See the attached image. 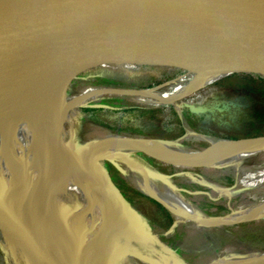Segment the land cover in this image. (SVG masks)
Returning a JSON list of instances; mask_svg holds the SVG:
<instances>
[{"label":"rangeland","instance_id":"obj_1","mask_svg":"<svg viewBox=\"0 0 264 264\" xmlns=\"http://www.w3.org/2000/svg\"><path fill=\"white\" fill-rule=\"evenodd\" d=\"M134 45L141 49L150 47L140 43V41L135 42ZM212 55L223 59L230 56L231 53L213 51L210 56ZM260 71L264 73L263 70L260 69ZM254 74L261 75L260 73ZM190 75V72L176 66L139 64L132 61L106 63L87 70L75 78L69 87L67 98L83 96L103 88H116L98 85L99 79L100 81L110 79L137 86L118 87L120 89L141 91L142 89L150 90L159 87L157 91H168L178 84L188 83ZM182 76L187 78L178 81V78ZM222 81L219 80V82ZM110 97H112V100H116L115 105H120L121 107L126 106L124 104L126 102L174 107L183 120L185 134L180 138L170 140H178L192 150L202 149L204 148L202 143L208 142L205 139H203L204 141L199 139V136L205 135L204 137L207 138L223 139L224 137L216 136L215 133L219 135L244 136L249 133L264 132L263 112L259 113L258 117L253 115L250 107L252 101L250 97L242 95L241 90L237 91L231 87L226 88L223 84L212 83L202 87L193 94L188 95V97L178 100L174 105L159 103L152 98L132 94L103 93L101 97L89 100L87 106L93 102H101L103 98ZM117 98L126 101L119 102ZM188 105L204 109L203 112L191 111L195 115L205 116L203 120L198 122V129L191 128L183 116V107ZM77 109L79 108L74 110ZM73 111L71 113L72 116ZM115 116L103 119L111 126L121 128L117 119L121 114L119 113ZM174 120L175 118L171 115L165 116L158 126H144L138 121L133 126L134 130L142 131L141 133L127 129L122 134L114 132L102 122L93 121L83 126V137H78L76 133V137H73L72 134V138H74L75 142L79 139L81 144H87L99 138L104 132L128 137L155 138L151 137L150 134L175 129L177 125ZM213 120H216L217 126H211ZM65 127V133L70 128L72 133L71 126L66 125ZM65 137L68 139V134ZM175 157L178 156L175 155ZM126 158H116V162L122 169L118 173L111 172L112 169L105 162V166L110 171L117 185L126 182L129 186H133L146 194L136 184L139 178L143 180V174L134 168L135 164L157 172L173 175L169 182L174 185V190L187 203L198 210L201 215L211 219L231 217L236 212L245 211L264 201V181L262 177L264 174V151L250 157L248 156L224 168L189 167L183 162L166 166L162 162L153 163L143 153L138 152L133 153V159L135 160L133 165L129 164L130 160ZM161 168H165V171L161 170ZM65 169L69 174L68 178L57 180L51 188H48L47 194L50 207L47 208L40 201H35L38 204L36 205L38 206V212L34 214V217L59 226L60 232L56 234L57 236L53 243L62 248L59 250L61 253L64 250L74 253L78 263L82 261L85 264H126L123 253L117 247L104 248L103 238L94 235L96 228L105 227L106 221L110 220L111 217L115 218L111 229L112 235L116 238L119 246L121 243L127 246L126 254L130 257H128L127 264H146L138 259L141 254L151 259H160V255L163 254L177 258L176 260L187 264H209L217 259L233 255L264 253V216L231 224L203 225L187 218L184 220L173 214L177 225L169 232V230L166 231L160 225L161 212L159 209L146 198L135 196L129 192L126 198L135 209L137 215L147 221L145 227L151 233L150 235L147 234L148 238L151 239L149 240L142 235L140 229L144 230L133 217H127L117 212L106 198L94 191L83 178L73 170H68V167ZM159 185L161 189L164 188L162 181H160ZM178 189H186L187 192H182ZM219 206H225L227 210L221 212L219 211ZM217 212H220L218 216L210 215ZM132 219L138 223V228L134 225H131L132 227L128 226L129 221ZM163 233H165L168 241L161 240ZM135 238L137 239L135 240ZM89 242L92 244V249L84 247ZM82 249L88 254L84 253ZM24 253L17 245L9 243L0 234V264H40L32 258L30 253H26L28 257ZM74 260L76 261V259Z\"/></svg>","mask_w":264,"mask_h":264},{"label":"bare ground","instance_id":"obj_2","mask_svg":"<svg viewBox=\"0 0 264 264\" xmlns=\"http://www.w3.org/2000/svg\"><path fill=\"white\" fill-rule=\"evenodd\" d=\"M12 5L30 12L25 11L27 14L17 13V11L10 12L8 10L13 7ZM14 9L17 10V8ZM0 11L4 12L6 16L7 14H13V16L19 17L20 15L27 18L32 16L33 18V47L22 44L21 48L17 46L19 48L15 49L16 56L14 57L25 64L29 63L31 57H33V49L36 51L34 53H41L39 45L46 47V56H60L62 48H67L74 58L79 56L76 62H78V59L82 60L83 58V60L88 59L87 61H89L106 50L118 46L132 34L130 31H113L103 34L89 24L71 16L38 9L18 0H0ZM2 43L4 46L8 45V42L4 40ZM35 43H38L37 48ZM2 53L3 49L1 48L0 54ZM226 61L228 63H252L264 71V58L261 54L236 52L233 57ZM74 63L75 61L67 66L63 74L58 75L56 82L46 83L44 86L40 84L37 88L15 93V95L10 93L6 95V92L5 97L2 98L3 100L0 101V232L6 236V231H10L14 238L20 242L22 250L30 253L32 258L40 264H73L72 259H76V261L74 260L76 264H85L82 261L78 263L76 255L66 250L60 255L61 257L57 258V255H55L56 250L62 248L56 246L57 244L55 245L53 241L57 236L56 234L60 232L59 226L34 217V214L38 212L36 200L46 205L47 208L50 207L47 194L48 188H51L57 180L68 178L69 174L65 168L68 167V170H73L83 178L94 191L106 198L116 210L114 204L105 196L90 174V165L94 160L103 157L114 159L127 157L126 159H128L130 154L146 149L161 156H164L163 151L171 152L178 156L173 157L172 161L176 163L183 162L189 167L224 168L248 156L264 151V138L231 142L207 138L204 137L205 135L198 137L211 142V148L205 152L186 149L179 141L149 142L145 138L131 140L110 132H104L99 138H94L95 140L92 139L93 141L90 142L85 140L88 142L87 144L74 143L71 128L65 133V126H72L74 121L71 115L72 111L75 108L87 106L89 100L101 97L104 92L94 91L83 96L67 98L63 80L66 75L80 70L82 66L76 67ZM219 63L221 62L212 60L209 65L200 71L191 73L188 83L181 82L182 84H178L168 91L150 89L120 91L119 93L152 98L159 103L174 105L178 100L213 83L219 76ZM221 64L223 65V63ZM2 65L1 62L0 68H2ZM34 68L33 65V70H35ZM53 74L52 72L51 76ZM186 78L185 76L179 77L178 81ZM104 93H108V91ZM66 134H68V139L65 137ZM129 164L133 165L134 162L129 161ZM134 168L143 174V180L139 178L136 184L146 193L167 205L177 217L185 220L190 215L201 216V213L187 203L174 190V185L167 182L164 177L154 176L145 167L137 164L134 165ZM262 177L264 181V174ZM45 180H47L46 187L40 191L39 189ZM160 181L164 185L162 189L159 185ZM259 216H264V201L245 211L236 212L228 218L211 219L201 216V224H231ZM111 218L106 221L105 227L96 228L94 235L103 238L104 248L117 247L123 253L124 261L127 264L129 257L126 254L127 246L122 243L119 246L116 238L112 235L111 229L115 218ZM131 225L136 228L139 227L134 219L129 221L128 226L132 227ZM140 232L144 237H149L141 229ZM156 240L154 241L156 242ZM41 246L47 248L58 261H51V258L41 250ZM84 247L93 248L90 242L85 244ZM82 251L87 253L84 249ZM138 259L146 264H187L176 260L177 258L163 254L160 255V259H151L143 254L139 255ZM209 264H264V253L233 255L217 259Z\"/></svg>","mask_w":264,"mask_h":264},{"label":"water","instance_id":"obj_3","mask_svg":"<svg viewBox=\"0 0 264 264\" xmlns=\"http://www.w3.org/2000/svg\"><path fill=\"white\" fill-rule=\"evenodd\" d=\"M38 9L58 12L71 16L77 20L83 21L95 30L106 34L113 31H130L132 34L118 46L106 50L95 58L77 61L73 54L67 48H62L60 56H46L43 45H39L41 53H34L29 63H23L14 56L15 49L21 48V45L33 47V18L13 16L0 11V101L5 97V93H21L26 90L37 88L40 84L56 82L58 75L63 74L67 66L75 61L74 66H81L80 70L66 75L63 80V87L68 93L72 81L83 72L98 67L106 63L133 62L150 65H166L170 67H181L183 70L194 73L210 64L212 60L219 61V76L224 77L233 73L250 72L264 73L254 64L226 61L234 56L236 52L248 54H261L264 58V0H18ZM6 3V2H5ZM8 4V3H7ZM11 5V4H10ZM13 6V5H12ZM8 11H17V13L30 12L21 7H10ZM14 8H17L15 10ZM3 40L8 42L3 45ZM140 41L144 45L150 46L148 49L135 47V42ZM10 44V45H9ZM38 43H35L37 48ZM19 46V47H17ZM46 46V44H45ZM35 48V49H36ZM230 52L231 55L226 58L210 56L212 52ZM15 54V55H14ZM53 55V53H52ZM70 58V60H69ZM87 61V62H86ZM86 62V63H85ZM227 62V63H226ZM225 63V64H224ZM33 65L35 70H33ZM9 67V68H8ZM52 72L54 73L53 76ZM217 78V79H218ZM158 90L157 88H152ZM5 90V91H4ZM131 91L133 89L103 88L99 91H108V93H119L120 91ZM145 90V89H142ZM103 92V93H104ZM96 107H109L104 104L94 105ZM192 111L203 112L201 107L188 105ZM72 134L76 137V131L72 123ZM122 136V135H120ZM131 140H142L143 138L128 137ZM264 136L228 139L231 142H243L253 139H261ZM74 143L81 144L78 139ZM146 141H178L170 139L145 138ZM208 147L196 151L205 152L211 148V142ZM184 148L189 149L180 143ZM192 150V149H189ZM138 153L149 154L158 157L161 160L171 163L176 162L161 158L149 150H139ZM135 152V153H137ZM128 160L135 162L133 153L128 156ZM105 162L112 164L118 170L122 171L116 159L103 157L94 160L90 165V174L105 196L114 204L116 210L127 217H133L149 233L145 227L147 221L137 215L135 209L126 198L123 191L115 183L110 171L105 166ZM141 166V165H140ZM144 167V166H143ZM154 176L164 177L167 182L173 175L157 172L145 167ZM200 168V167H197ZM47 184L43 181L40 191ZM187 192L186 189H178ZM146 193V192H145ZM148 196L162 204L172 214H176L163 202L146 193ZM37 201V200H36ZM38 202V201H37ZM203 216V215H201ZM200 215H190V221L201 224ZM204 217V216H203ZM208 218V217H206ZM177 225L175 221L169 229L172 231ZM221 225V224H219ZM1 227V225H0ZM1 231V229H0ZM5 232V231H4ZM0 234H2L0 232ZM6 236H2L20 250V242L14 238L13 234L6 231ZM41 250L51 258V261H58L64 252L56 250V257L52 256L49 250L41 246ZM28 257V254L24 253ZM57 259V260H56ZM71 262L76 264L72 259Z\"/></svg>","mask_w":264,"mask_h":264},{"label":"trees","instance_id":"obj_4","mask_svg":"<svg viewBox=\"0 0 264 264\" xmlns=\"http://www.w3.org/2000/svg\"><path fill=\"white\" fill-rule=\"evenodd\" d=\"M229 79H235L239 82L238 84H229L228 87L233 88H240L242 87V94L245 96H249L253 103V109H256V111L263 112L264 116V77L261 75H257L250 72H240V73H233L227 76ZM98 85L107 86V87H137L134 84H124L122 82L110 80V79H104L98 80ZM188 97V96H187ZM111 99V100H110ZM118 101L123 102L126 100H122L121 98H117ZM116 100H112V97L110 98H103L101 102H93L92 104L80 107L77 110L73 111V125L76 129V133L78 137H81L83 134V126H86L89 122H102L105 125L109 126L114 132L122 134L127 129L134 130V126L136 122L142 123L144 126H158L161 124L165 116L171 115L175 118L174 122L176 123L177 127L171 131L161 132L158 131L156 133H149L151 137L155 138H161V139H177L182 137L185 134V128L183 126V120L179 116L178 112L175 110L172 106H164V105H144L139 103H130L126 102L124 103L126 106L121 107L120 105H115ZM97 104H104L108 105L109 107H96L94 105ZM191 108L189 106L183 107V116L185 117L187 123L189 126L193 129H198L199 121L203 120L205 116L201 115H195L191 112ZM121 114L120 117H118L119 126L121 128H115L114 126H111L108 122H106L103 118L105 117H116L115 115ZM135 132L141 133L142 131L134 130ZM216 136L228 138V139H242V138H251V137H259L264 136V132H254L249 133L244 136H237V135H219L215 133ZM203 147H208V143H202ZM164 156L155 154L160 156L161 158H165L167 160H171L175 157V155L168 151H163ZM146 157L152 160L153 163H165L166 166H172L173 164L165 162L161 160L158 157H153L149 154H144ZM110 168L112 169L111 172L118 173V169L113 166L110 163H107ZM161 170L165 171V168H161ZM119 188L123 191L125 196L129 192L133 193L135 196L144 197L147 200H149L152 204H154L159 211L161 212L160 216V225L168 231L174 224L175 218L173 214L166 209L162 204L157 202L152 197L140 192L133 186H129L126 182H122L121 184H118ZM227 208L225 206H219V211H225ZM220 212L217 213H211L210 215L218 216ZM150 228V227H149ZM218 238V236H217ZM161 240L166 241L167 237L165 236V233L161 235ZM168 241V240H167Z\"/></svg>","mask_w":264,"mask_h":264},{"label":"flooded vegetation","instance_id":"obj_5","mask_svg":"<svg viewBox=\"0 0 264 264\" xmlns=\"http://www.w3.org/2000/svg\"><path fill=\"white\" fill-rule=\"evenodd\" d=\"M219 80H223V81L222 82H219ZM237 82H239V81H237L235 79H229V78H227V76H224V77H220V78L216 79L213 83H216L217 85L223 84L224 86H226V88H230L227 85L232 84V83L233 84H238ZM231 88L232 89H235L237 91H240V90L242 91V89H243L242 87H240V88H233V87H231ZM250 107H251V111H252L253 115H255L256 117H258V115H260L259 113H261V112L260 111H256V109H253V103H252V101H251V106ZM217 125L218 124H216V120H213L211 122V126H217Z\"/></svg>","mask_w":264,"mask_h":264}]
</instances>
